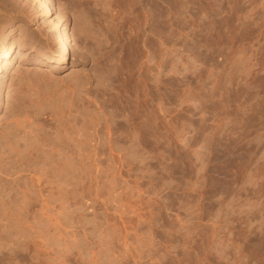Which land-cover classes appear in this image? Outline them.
I'll list each match as a JSON object with an SVG mask.
<instances>
[{
  "label": "rangeland",
  "instance_id": "obj_1",
  "mask_svg": "<svg viewBox=\"0 0 264 264\" xmlns=\"http://www.w3.org/2000/svg\"><path fill=\"white\" fill-rule=\"evenodd\" d=\"M37 5L0 0V264H264V0Z\"/></svg>",
  "mask_w": 264,
  "mask_h": 264
},
{
  "label": "bare ground",
  "instance_id": "obj_2",
  "mask_svg": "<svg viewBox=\"0 0 264 264\" xmlns=\"http://www.w3.org/2000/svg\"><path fill=\"white\" fill-rule=\"evenodd\" d=\"M12 2V1H11ZM52 0H38V8L42 12L41 16L42 17H51L54 14L53 7L51 6ZM12 7V6H11ZM36 8V7H35ZM66 11V10H65ZM87 14V13H86ZM87 16V15H86ZM56 18V17H54ZM58 20H61V24L57 26ZM50 27L52 29H56V34L58 36V41L60 43V54L55 60V64H65L67 60L69 59L70 56V51H71V43H70V38L66 34V20L64 17H57L56 20H52ZM2 50H0V58L5 60V59H12V56L14 54V51L12 50V44L8 45L7 41L5 38L2 39ZM12 51V52H11ZM0 68V74L3 72ZM4 88L3 85L0 84V94L2 92V89ZM23 91V90H22ZM142 94V93H141ZM16 98V97H15ZM142 104V103H141ZM136 105V104H135ZM140 107V106H139ZM22 108V107H21ZM138 109V108H137ZM139 110V109H138ZM118 111V110H117ZM137 111V110H136ZM140 111V110H139ZM124 112V111H123ZM129 112V111H128ZM131 113V112H130ZM138 115V114H137ZM120 118V117H119ZM136 118V117H135ZM155 118V116H154ZM153 118V119H154ZM130 119V118H129ZM132 119V118H131ZM132 122V121H131ZM152 122V121H151ZM124 127V126H123ZM24 128V127H23ZM139 130V129H138ZM132 131V129H131ZM30 132V131H29ZM36 135V134H35ZM2 141V140H1ZM6 142V141H5ZM39 142V141H38ZM3 143V142H2Z\"/></svg>",
  "mask_w": 264,
  "mask_h": 264
}]
</instances>
